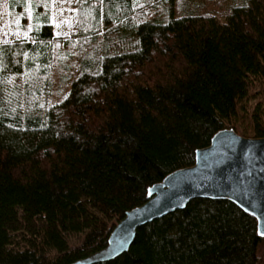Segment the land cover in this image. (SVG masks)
Returning <instances> with one entry per match:
<instances>
[{
  "label": "trees",
  "instance_id": "1",
  "mask_svg": "<svg viewBox=\"0 0 264 264\" xmlns=\"http://www.w3.org/2000/svg\"><path fill=\"white\" fill-rule=\"evenodd\" d=\"M6 2L0 264L85 258L216 133L264 137V0ZM94 264H264V235L235 202L198 197Z\"/></svg>",
  "mask_w": 264,
  "mask_h": 264
},
{
  "label": "water",
  "instance_id": "2",
  "mask_svg": "<svg viewBox=\"0 0 264 264\" xmlns=\"http://www.w3.org/2000/svg\"><path fill=\"white\" fill-rule=\"evenodd\" d=\"M198 197L235 202L257 219L259 232L264 233V137L244 136L234 129L219 131L210 145L196 151L193 165L170 173L149 189L148 201L126 213L105 248L71 264L120 256L129 250L140 226L183 209Z\"/></svg>",
  "mask_w": 264,
  "mask_h": 264
},
{
  "label": "rangeland",
  "instance_id": "3",
  "mask_svg": "<svg viewBox=\"0 0 264 264\" xmlns=\"http://www.w3.org/2000/svg\"><path fill=\"white\" fill-rule=\"evenodd\" d=\"M58 1L60 3L58 2L59 4L57 5L59 6V9H60V7L62 8L64 5H70L73 0H58ZM7 5L8 4L6 0H0V39L1 40H4V39L7 40V37L13 34L12 32L13 27L11 29L9 25ZM147 8L148 6L144 7V11H145L144 17L150 18L153 16V14L150 15L149 9L147 10ZM54 19H55L56 25L60 26L59 30L57 31L58 33H56L57 36H59L60 38L64 40L72 38L73 36H72L71 28H73V25L71 26L69 24L70 23L69 21L71 20L69 16H59V17L56 16ZM80 241H81L80 236H73L70 242L73 246H76L80 244Z\"/></svg>",
  "mask_w": 264,
  "mask_h": 264
},
{
  "label": "snow or ice",
  "instance_id": "4",
  "mask_svg": "<svg viewBox=\"0 0 264 264\" xmlns=\"http://www.w3.org/2000/svg\"><path fill=\"white\" fill-rule=\"evenodd\" d=\"M262 234H264V233H262Z\"/></svg>",
  "mask_w": 264,
  "mask_h": 264
}]
</instances>
